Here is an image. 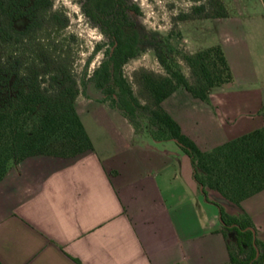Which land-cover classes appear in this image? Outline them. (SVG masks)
<instances>
[{"label": "crops", "instance_id": "obj_1", "mask_svg": "<svg viewBox=\"0 0 264 264\" xmlns=\"http://www.w3.org/2000/svg\"><path fill=\"white\" fill-rule=\"evenodd\" d=\"M261 3L256 14L242 5L235 16L212 18L225 23L219 44L234 82L213 88L209 101L179 88L162 103L204 150L264 127ZM101 98L81 92L76 100L92 150L74 158L27 157L1 181V264H229L218 204L232 215L248 214L264 243V189L240 205L215 190L207 199L176 140L137 131ZM197 100L233 120L227 132L217 115L222 132L187 131L175 112L182 104L204 111Z\"/></svg>", "mask_w": 264, "mask_h": 264}, {"label": "trees", "instance_id": "obj_2", "mask_svg": "<svg viewBox=\"0 0 264 264\" xmlns=\"http://www.w3.org/2000/svg\"><path fill=\"white\" fill-rule=\"evenodd\" d=\"M212 3V10L202 3L193 7V15L181 14V19L228 16L222 0ZM52 5V0H0V39L12 40L16 33L40 28L42 11ZM83 6L111 43L106 57L89 77L99 90L101 101L120 110L137 131H145L159 141L176 140L191 157L195 179L207 199V190H215L240 205L262 191L264 127L211 150H201L162 105L179 88H185L194 98L209 101L213 88L232 84L233 71L222 45L181 52L169 38L144 35L134 17L140 13V7L131 0H84ZM56 17L53 14L52 18ZM18 22H23L21 28ZM66 23L67 20L62 22ZM147 49H154L166 75L142 73L141 85L149 95L148 101L143 102L124 67ZM175 52L181 53L191 70L190 76L182 70ZM16 61L0 64V183L12 164L27 157L44 154L74 158L93 149L76 106L79 94L87 90L74 74L68 68L51 72L48 77L40 76L38 71L21 72ZM218 205L229 264H264V243L257 237L249 215H232Z\"/></svg>", "mask_w": 264, "mask_h": 264}, {"label": "rangeland", "instance_id": "obj_3", "mask_svg": "<svg viewBox=\"0 0 264 264\" xmlns=\"http://www.w3.org/2000/svg\"><path fill=\"white\" fill-rule=\"evenodd\" d=\"M52 1V7L41 13L43 25L40 28L28 33H16L17 37L12 40L0 39V64L6 60H17L16 63L20 64L21 72L38 71L40 76L45 77L61 68H68L78 79L81 87L87 90V93L100 94L89 77L106 57V50L111 48L110 39L87 16L83 6L84 0ZM131 1L140 7V13L134 14V17L143 34L156 36L161 40L169 38V41L181 52L199 51L219 44L221 33L227 31L224 27L225 23H219L212 18L181 19V14L193 15V7L202 3L212 10L215 7L212 0ZM222 1L227 12L233 16L239 13L242 5L256 14L259 10L258 6L262 4L261 0ZM53 14H57V17L52 18ZM65 20L67 23L62 24ZM17 24L21 28L23 22ZM174 57L178 60L182 70L190 76L191 70L181 53L175 52ZM124 71L135 93L143 102L148 101L149 95L141 85L142 73L148 71L157 75H166V70L159 63L154 49H147L138 57L130 59ZM262 79L264 85V75ZM182 89L186 92L185 88ZM197 102L203 104L204 111L193 105L182 104L178 106L180 110L175 112L188 132H222L214 118L216 115L218 118H223V127L226 132L228 131L233 120L225 118L217 107L198 100ZM263 113L261 116H264ZM178 146L184 158L191 160L184 149ZM208 147L207 150H211L216 146ZM203 211L208 214L205 208Z\"/></svg>", "mask_w": 264, "mask_h": 264}]
</instances>
